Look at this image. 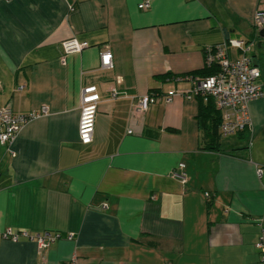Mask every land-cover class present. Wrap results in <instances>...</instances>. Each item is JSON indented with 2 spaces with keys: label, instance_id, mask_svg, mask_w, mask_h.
<instances>
[{
  "label": "crops",
  "instance_id": "1",
  "mask_svg": "<svg viewBox=\"0 0 264 264\" xmlns=\"http://www.w3.org/2000/svg\"><path fill=\"white\" fill-rule=\"evenodd\" d=\"M258 10L264 0H0V108H46L22 125L13 157L0 146V232L60 236L42 251L0 237V264H261L264 98L248 104L251 128L216 150L197 101L176 95L190 83L173 80L232 38L254 42L264 70ZM69 39L86 47L62 56ZM105 51L112 68L100 70ZM92 86V140L81 145L80 93ZM150 92L175 96L131 117ZM180 164L184 184L172 176Z\"/></svg>",
  "mask_w": 264,
  "mask_h": 264
},
{
  "label": "built area",
  "instance_id": "2",
  "mask_svg": "<svg viewBox=\"0 0 264 264\" xmlns=\"http://www.w3.org/2000/svg\"><path fill=\"white\" fill-rule=\"evenodd\" d=\"M148 6V2L144 1L138 6V9L145 10ZM252 26L257 31L264 30V10H258L254 13ZM85 47V43H79L75 39L66 40L60 45L62 56L77 53ZM252 48V44L247 45L244 40L237 39H231L220 46L207 47L204 50L205 64L207 66L218 65L219 72L212 77L203 79L194 76L176 79L177 81H187L191 85L187 92L176 95H180L189 101L194 100L199 95L211 97L214 100L216 109L222 115L220 132L223 137L235 136L237 133L251 128L248 104L251 101L264 98V91L262 84H260L261 70L253 65L249 56ZM99 67L100 70L112 68L109 52L100 53ZM80 94L77 136L81 145H87L92 140L99 97L93 86L83 88ZM116 96L117 93L111 90V97L115 98ZM173 96L175 95L167 97L155 93L139 96L131 104L130 116L137 117L146 112L150 106L161 101L170 103ZM45 114L46 108L44 107L38 113L28 115L14 114L8 106L0 108V146L5 148V152L10 157L14 156L10 146L22 125ZM127 134H130V131H127ZM256 173L261 176V169H257ZM172 176L184 184L187 181L185 165L180 164ZM206 197H208L207 194ZM0 237L10 242H16L20 238L34 241L38 251L46 249L51 243L59 239L57 234L44 233L29 236L25 232H13L9 229L0 232ZM66 239L71 240L72 236L68 235ZM257 248L263 253L261 264H264V249L261 242L257 244Z\"/></svg>",
  "mask_w": 264,
  "mask_h": 264
},
{
  "label": "trees",
  "instance_id": "3",
  "mask_svg": "<svg viewBox=\"0 0 264 264\" xmlns=\"http://www.w3.org/2000/svg\"><path fill=\"white\" fill-rule=\"evenodd\" d=\"M252 28L255 30L257 34L260 33V31H257L253 26ZM232 39H236V38H232ZM229 40L231 39L226 40V42L224 43H227V41ZM237 40H242V39H237ZM245 42L247 43V45L252 44V41H245ZM255 47L256 46L254 45V47L251 49V53L249 54V56L251 57L253 65L256 67H259L256 64L255 59L252 54ZM203 57H204V51H203ZM218 72H219L218 65L213 64L211 66H207L205 64V58H204V67L201 70L195 71L184 77L194 76V77L203 79V78L212 77L216 75ZM261 73L264 74V70H261ZM177 78H183V77H175L173 80H176ZM150 93L153 94L154 92H150ZM194 100H196L198 103V112H197L196 120L198 122L200 131L203 133L205 137H208L210 139L211 144L214 145V148L216 150H218L220 140L223 137V135L220 132V126L222 123L221 112L216 109L215 102L211 97L199 95V96H196ZM169 132L174 133V130H169ZM238 134L240 136H243L245 134V130L237 133L236 135Z\"/></svg>",
  "mask_w": 264,
  "mask_h": 264
},
{
  "label": "rangeland",
  "instance_id": "4",
  "mask_svg": "<svg viewBox=\"0 0 264 264\" xmlns=\"http://www.w3.org/2000/svg\"><path fill=\"white\" fill-rule=\"evenodd\" d=\"M262 42H264V40H262ZM254 42H252V47H254ZM226 137H222V140H224Z\"/></svg>",
  "mask_w": 264,
  "mask_h": 264
},
{
  "label": "water",
  "instance_id": "5",
  "mask_svg": "<svg viewBox=\"0 0 264 264\" xmlns=\"http://www.w3.org/2000/svg\"><path fill=\"white\" fill-rule=\"evenodd\" d=\"M261 37H264V30L260 31Z\"/></svg>",
  "mask_w": 264,
  "mask_h": 264
}]
</instances>
